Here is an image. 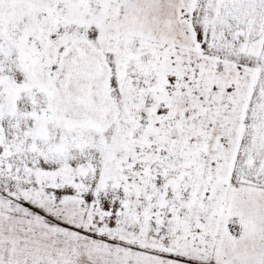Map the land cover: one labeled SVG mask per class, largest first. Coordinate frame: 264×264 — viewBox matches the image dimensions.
Wrapping results in <instances>:
<instances>
[{"label":"snow or ice","instance_id":"6c2138e0","mask_svg":"<svg viewBox=\"0 0 264 264\" xmlns=\"http://www.w3.org/2000/svg\"><path fill=\"white\" fill-rule=\"evenodd\" d=\"M0 264H264V0H0Z\"/></svg>","mask_w":264,"mask_h":264}]
</instances>
